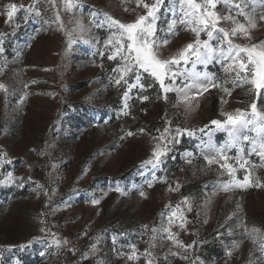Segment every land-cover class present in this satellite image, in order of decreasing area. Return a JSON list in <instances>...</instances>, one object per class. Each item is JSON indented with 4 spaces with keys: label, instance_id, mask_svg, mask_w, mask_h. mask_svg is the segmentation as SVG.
I'll use <instances>...</instances> for the list:
<instances>
[{
    "label": "rangeland",
    "instance_id": "1",
    "mask_svg": "<svg viewBox=\"0 0 264 264\" xmlns=\"http://www.w3.org/2000/svg\"><path fill=\"white\" fill-rule=\"evenodd\" d=\"M154 2L77 0L68 11L63 0H0V47L4 49L0 83L7 88V92L0 90V156L10 161L0 168V179L8 171L22 178L0 185V264H146L147 260L152 264H264V187L223 192L227 173L218 163H208L206 157H214V152L197 147L204 142L225 144L227 133L210 121L223 120V112L249 110L253 101L264 108V90L258 96L247 85L233 88L232 76L213 61L207 67L197 66L198 70L215 74L222 84L228 80L223 86L232 90L230 96L212 88L194 97L192 110L186 111L176 92L165 99L159 83L143 73V88L137 85L129 91V114H122L128 86L114 82L118 73L113 69L121 61L107 58L114 49L105 42L114 30L104 21L107 14L122 23L134 22L146 13L143 3ZM232 2L226 6L219 0L216 11L246 23ZM9 3H15L18 11L6 23ZM29 7L41 15L27 13ZM244 10H254L257 27L251 30V41L241 36L235 42L264 40V21L259 20L264 0H247ZM159 15L158 28L165 31L157 36L169 40L163 49L168 58L195 37L179 24L175 34L167 33L168 20L173 18L168 0ZM220 26L233 27L230 21H221ZM127 80L135 83V74ZM154 81L161 93L150 91ZM176 84L183 87L179 78ZM143 96L149 99L142 101ZM215 99L217 113L210 118ZM165 128L170 129L167 138L175 136L179 142L168 144L167 154L153 168L144 162L152 158L158 142L154 138ZM177 129H188L193 135L177 136ZM243 147L249 167L255 165L254 177L264 181V163L255 154L247 155V144ZM236 154V149L228 152L232 157ZM230 163L243 179L244 170L234 160ZM173 210L183 212L188 221L184 229L178 227L179 219L174 221L175 240L191 248L167 239L162 231ZM253 227L261 229L251 233L255 243L246 231ZM53 239L67 243L57 248ZM234 242L238 248H233ZM131 245L136 246L137 256L129 260ZM228 250L231 256L226 255Z\"/></svg>",
    "mask_w": 264,
    "mask_h": 264
},
{
    "label": "snow or ice",
    "instance_id": "2",
    "mask_svg": "<svg viewBox=\"0 0 264 264\" xmlns=\"http://www.w3.org/2000/svg\"><path fill=\"white\" fill-rule=\"evenodd\" d=\"M76 2L77 0H63L65 9L68 11L76 7ZM218 2L219 0H168L173 18L168 20L167 33L169 35L175 34L177 24H179L185 26L195 37L194 40L184 45L176 54L168 58H164L163 49L169 44V40L166 38L161 39L157 36L159 31H165V29L158 28L159 14L165 0H155L152 4L143 3L146 13L139 15L131 23H122L106 14L104 23L108 24L109 29L114 30L105 42L106 46L110 45L114 49L113 54L107 58L108 60L119 59L121 61V64L113 69L114 73H118V76L114 78V82L118 86L122 82L128 86V91L124 93L123 115L129 114L127 111L129 109L127 103L129 91L137 85L143 88V85L140 84L143 73H147L159 83L165 99H167L169 92H176L178 102L184 104L186 111L192 110L194 97L202 96L212 88H220L230 96L232 90L223 86L229 82L228 80H225L222 84L217 80L215 74L198 70L197 66L207 67L213 61L220 63L224 72L232 76L231 84L233 88L247 85L250 86L249 90H255L258 96L261 94L262 90H264V40L258 43L246 44L235 42L236 38L241 36L248 41L253 39L251 30L257 27L254 10L252 13L244 10L247 7V0H241V3H235L233 0L231 7L238 9L237 15L243 16L246 20V23H242L232 15L219 14L216 11ZM224 2L228 6L229 0H224ZM137 3L140 4L141 0H137ZM5 7L7 10L6 23H8L17 13L18 6L15 3H9ZM33 11H35V15H41L34 7L26 9L29 14ZM177 12L179 15H177ZM56 19L60 20L59 15H57ZM259 20L264 21V15H260ZM221 21H230L233 27L226 29L220 26ZM202 35L207 38L202 39ZM3 51L4 49L0 47V53ZM101 55H104V53H101ZM182 65L185 67H182ZM188 65L190 67H186ZM130 73L135 74V83H128L127 77ZM178 78L183 82V87L177 86L176 81ZM166 81H171V83H166ZM0 90L7 92L6 86L2 83H0ZM140 99L143 101L149 98L143 96ZM224 102L222 100V103ZM222 115L225 117L223 120L213 119L210 124L214 125L217 130H223L227 133V142L219 147L210 142H204L197 146L201 151L210 150L214 152V157H206L208 163H218L219 167L227 173L229 179L223 182L221 190L227 193L235 189L264 187V181L254 177L252 167H255V165L249 167L250 161L245 159V149L243 147L244 144H247L249 146L247 155L255 154L264 163V108H258L257 102L253 101L249 105V110L236 109L234 112H223ZM205 128H208V125H205ZM140 131L143 132L144 129H140ZM200 131L203 132L204 129H200ZM169 134L170 129L165 128L160 137L154 138L158 142L152 149V158L145 161V164H151L153 168H157L162 162V157L169 150L167 145L179 142L175 136L172 139H168L167 136ZM183 134L193 135L192 131L188 129L176 130L177 136ZM127 135H132V133L129 132ZM231 149H236V156L228 155ZM232 160L235 161L239 169L244 170L243 179L237 177L236 172L238 169L230 163ZM5 163H10V161L0 156V168ZM19 179L22 178L15 177L13 172L8 171L4 178L0 179V185L13 184ZM155 179L157 177L153 175V180ZM151 186L152 183L149 182V187ZM37 187L42 186L37 184ZM115 190L121 192L122 195L124 194L119 187ZM140 195L144 196L145 194L141 192ZM92 203L98 204L99 200H93ZM184 203L187 205L188 211H191L192 205L188 202L187 197L184 198ZM177 219L180 221L178 227L184 229L188 221L183 212L173 210L168 216V226L164 227L162 231L168 234L167 239L173 240L186 249L191 248L192 245H184L175 240L176 233L172 232V228L176 226L174 221ZM144 227L148 228L147 225ZM40 231L45 232L46 229L41 228ZM151 231L156 233L157 229L152 228ZM246 231L251 235V233H260L261 229L253 227L250 230L246 228ZM251 238L253 243H255L256 236L251 235ZM62 243L66 244L67 241L52 240V244L57 248L61 247ZM113 243H115V237H113ZM91 247L93 252H95L96 245L93 244ZM238 247L239 244L234 242L233 248ZM261 247L264 248V244ZM131 248L133 252L128 256L129 260L137 256L136 246L131 245ZM43 254L41 253V255ZM145 254L147 256L152 255L147 249ZM226 255L231 256L232 251L228 250ZM85 258L87 257L85 256ZM146 264H152V261L147 260Z\"/></svg>",
    "mask_w": 264,
    "mask_h": 264
},
{
    "label": "trees",
    "instance_id": "3",
    "mask_svg": "<svg viewBox=\"0 0 264 264\" xmlns=\"http://www.w3.org/2000/svg\"><path fill=\"white\" fill-rule=\"evenodd\" d=\"M152 90H156L157 92L161 93L159 85L155 81H154L153 89H151L150 91H152ZM168 96H170V98L172 99L173 95L169 94ZM216 101H217L216 99L212 101V105H211V109H210V112H211L210 118L217 113V102ZM183 191H184V187H182V192ZM184 194H185V192H184Z\"/></svg>",
    "mask_w": 264,
    "mask_h": 264
}]
</instances>
